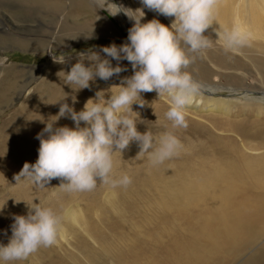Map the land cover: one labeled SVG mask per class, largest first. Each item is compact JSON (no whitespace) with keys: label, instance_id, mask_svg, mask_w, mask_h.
<instances>
[{"label":"rangeland","instance_id":"1","mask_svg":"<svg viewBox=\"0 0 264 264\" xmlns=\"http://www.w3.org/2000/svg\"><path fill=\"white\" fill-rule=\"evenodd\" d=\"M49 1L52 2V0ZM55 1H63L66 3L67 9L64 13L56 14L49 9L42 8L38 9L36 11L37 13L31 14V9L28 11L29 5L27 6L25 4L20 5V9H6L4 6L0 8V39L3 37H11L13 39H20L19 42L27 41V39L31 40V47L26 49L22 48V46H14L11 43H0V80L6 77L8 72L10 74L15 73V71L17 72L16 77L18 82L20 83L24 80L22 87H18V89L16 88L13 92L8 93V96L11 94L9 96L10 100L7 101L10 103L5 102L2 106L0 105V152L1 149L5 151V154H0V168L2 167V170L5 172H3L0 177V223H3V225L0 224V234L2 233L0 235V243H8L9 237L11 236L10 234H12L11 225L13 223V217L15 215H27L29 211L28 203H39L40 201L45 206V202H47V204L51 202L48 206L63 215V227L56 242L46 247L51 250L50 254H47L43 249L41 250L43 255L47 261L48 258L57 259L59 255L54 252V250H56L62 256V261H60L61 258L60 260L57 259L59 263L87 264V256L85 254L87 252L84 251L87 246H90L88 247L90 250L97 252H101L102 250V245L100 243L102 236H96L97 234L95 232H90L87 222L90 221L95 224L96 227L94 229L100 230L104 233L103 235L107 237L110 236L109 241L111 242V239L115 240L119 235L113 232L112 229L114 227H112V224L116 222L120 216L123 220L129 217L127 206L122 205V207H124L122 208L123 211L119 213L114 207V204L117 205L118 199L116 197L118 188L111 184L98 181L97 186L90 191H66L63 189L61 190L58 186L61 183L60 178H53L45 187L41 188L34 185L28 178H22L17 182L15 176L17 174L16 172H20L26 163L23 161V158H20L22 152L29 150V152L25 154L29 157L28 162L35 163L38 158V149L40 146V140L37 138V134L41 133L42 129L45 127V123L48 120L55 119L53 115L59 112V106H56L54 101L48 100L49 95L47 93L49 92L45 89H57L64 85L63 73H60L59 77L55 75L57 71H70L71 65L79 59L78 55L80 51H86L88 49L100 51L101 46L109 45L113 42L117 45L124 43L128 35V29L132 26L133 21L123 12L116 16L109 15L105 9H99L100 5H98L97 0H75L76 3H81L79 6H74L73 2L69 0ZM231 1L232 5L230 4L227 13L228 16L232 17H229L228 20H222L220 15L217 14L218 10L214 9L212 24H210L204 32V35L207 36L210 41V46L198 52L189 53L192 62L189 65L190 67L185 70L192 75L193 79L200 84L201 88L200 91L193 96L192 102L185 109L188 123L187 128H174L172 126V121L166 117L165 113L169 108L170 101V98L166 94L159 97L155 91L141 93V97L145 101L144 106L141 108L137 103H133L132 105L133 111L139 110L137 111L139 115L131 113L137 120L138 131L143 133L149 130L156 136L165 132H173L184 144V148L177 155L164 161L161 165H156L161 166V169H163L162 172H165L167 176L168 174L174 176L176 173L178 174V172L186 170V168H190L191 171L196 172L201 165L200 159L203 155V157H205L204 162H210L211 164L216 162L217 159H214L215 157H224L222 154L218 153L215 155L214 153L216 150L214 149L215 151L213 152L212 148L214 138L219 136L227 139V137H230V134H232L230 131L227 132V130L226 132L224 130L222 131L220 127L214 128V124H222L220 121H223V123H229L230 121L239 123V129L241 132H244L245 137L244 134L240 136L239 132H235L241 138V141H244L246 146H257L260 143H264V92L262 91L264 90V0ZM114 2L128 8L127 11L129 12L143 7L141 0H114ZM87 8H89V10H87ZM1 10H3L7 16H10L13 11L17 12L16 14L18 15L21 12L20 15L24 18L19 20L14 16V19L18 21H13L18 30H16V27H12L10 22L4 21L1 16ZM144 11L146 13L144 21L158 18L162 23L169 24L171 20L174 19V17L169 18L159 15L147 8H144ZM46 15H49V18ZM52 17H55L53 25L46 20H51ZM87 20H90L89 26H87V24H89ZM72 21L83 23L82 27L85 31L90 30V32L77 33V36L71 37L70 35L75 34L74 30L69 31ZM26 23H29V31L21 27V24ZM237 24L247 33V43L242 47L227 48L226 41L223 38L224 33L226 30H231L232 27ZM19 29L22 30L19 31ZM37 38L42 40L43 44L33 46L32 40ZM103 55L104 54L101 53V56ZM52 56L56 60H63L64 63L54 61ZM237 60L241 61L239 65L235 64ZM85 63L87 65L89 62L85 61ZM112 63L113 66H115L117 61L113 60ZM120 63L127 65L125 71L121 72L119 75H114L107 81L97 78L95 81L91 82L90 88L75 93L77 96V102L74 104L76 111L81 110L85 102L90 97H94L96 91L101 89L110 91L109 88L113 85H119L123 77L132 75L133 69L129 62L124 60ZM203 69L207 70V73L201 77L200 71ZM208 74L209 76H207ZM67 89H69L70 92L64 93V95H69V104H72L71 97L74 93L70 87ZM41 90H43V92H41ZM59 90L60 89H58V91ZM62 91L63 90L60 92ZM110 95V92H106L105 98L107 99ZM25 96H27V101ZM23 103H25V107H29V111L26 110L28 116L25 118L21 116L22 113L24 114L23 110L17 111L21 108ZM197 118L205 120L200 121ZM63 125L74 127V122L67 116L61 117L57 121V126ZM225 127L227 128V125H225ZM26 134L28 135L25 136ZM44 135H47V133ZM231 136L235 137V135ZM136 145L138 146L139 143L133 141L128 148L125 149L126 151L124 150L125 152L121 154L117 151L114 154L113 179L119 178L122 173L129 175L131 170L135 168L147 169L152 166L150 162L147 163L146 161L147 154L137 156L140 147ZM223 152L225 153L226 150H223ZM233 154L236 155V153ZM176 170L179 171L177 172ZM127 172L130 173L128 174ZM139 177H145V175ZM22 189L25 192H23ZM153 197L160 198V194L157 190H155ZM17 198H21V200H17ZM118 201L120 202V200ZM87 203H91L95 207L94 210L96 214L94 211L90 216L87 214L85 211V205H88ZM139 205L142 212L141 214H143V212L145 215L154 214L151 213L152 210L149 209V203H146V200ZM193 206L195 205L191 204L186 206L185 204H180V208L184 207V209H186L189 207L187 211L190 215L195 214V212L198 214L200 211L202 212L207 208L203 203L196 204V208ZM103 208L112 218L110 226H108L109 228L104 221L99 220L101 212L102 214L104 213ZM77 209H80L84 220H81L80 217L75 215ZM162 214L166 219H168L169 216V221L161 220L159 223L155 221L154 224L149 225L151 233L155 232L153 238L159 237L157 241L162 242L160 246L156 243L151 244L154 240H150L149 237L151 235H147V232L150 231H144L142 235H140V243L145 246L149 245V248H154L156 250L155 252L160 254L157 261H162L163 264H171L173 258L164 257L163 255L161 256V254L166 252L168 244L172 246L175 253L181 250V246H178L179 243H174L172 241V239H174V231H172V229L185 228L184 224L187 220L177 212H174V216L166 213ZM175 214L178 215L176 216ZM157 217L158 216L155 218ZM123 220H120L119 224L123 222ZM163 226L169 228L172 233L168 231L161 233L159 229L161 227L164 228ZM3 233L9 236L4 237ZM259 235L261 234L259 233ZM80 240L81 243L79 246L78 242ZM251 240L253 241L251 238L247 239L248 242L244 244L242 248H239V252L235 253L233 250L226 253L225 258H227L228 264H249L251 260L250 250L254 246L257 247L256 251H262V254L259 255L262 259L259 263L252 262L250 264H264V235L259 236L257 243L255 241V243L252 244ZM180 242L183 245L182 241ZM164 246H166V248ZM238 254L241 255L240 258H237V256H239ZM36 258L37 257H33L32 254L25 260L11 262V264H45L43 257ZM218 263L221 262L211 264Z\"/></svg>","mask_w":264,"mask_h":264},{"label":"clouds","instance_id":"2","mask_svg":"<svg viewBox=\"0 0 264 264\" xmlns=\"http://www.w3.org/2000/svg\"><path fill=\"white\" fill-rule=\"evenodd\" d=\"M97 3L99 9H105L109 15L123 12L133 21L126 40L119 45L113 42L101 46L100 51H80L70 71L58 72L59 77L63 73V84L73 90L72 104L66 102L68 95L65 96L59 112L53 115L55 119L48 120L37 134L38 158L35 163L24 164L15 176L17 182L28 178L42 188L53 178H60L58 186L66 191H90L98 181L127 186L131 182L127 174L112 178L117 151L122 154L131 142L137 141L140 147L137 156L147 154L150 163L158 165L184 148L173 132L156 136L149 130L138 131L137 120L131 113H139L133 111L132 105L144 106L141 93L155 91L159 97L166 94L170 98L166 117L174 128H187L185 109L201 86L185 69L192 62L190 52L210 46L204 32L212 24L216 0H141L143 7L133 12L114 0H97ZM144 8L174 19L169 24L158 18L144 21ZM223 38L227 48L247 43V33L238 24L226 30ZM113 60L117 61L115 66ZM124 60L131 65L132 75L123 77L119 85L109 88L110 91H96L94 97L76 111L75 93L90 88L97 78L107 81L125 71L127 65L120 63ZM85 61L89 63L86 65ZM106 92L111 93L107 99ZM65 116L74 122V127L57 126V121ZM28 206L27 215L13 217L8 243H0V264L25 260L40 247L53 245L62 230L61 213L40 201Z\"/></svg>","mask_w":264,"mask_h":264},{"label":"bare ground","instance_id":"3","mask_svg":"<svg viewBox=\"0 0 264 264\" xmlns=\"http://www.w3.org/2000/svg\"><path fill=\"white\" fill-rule=\"evenodd\" d=\"M53 1L55 0H52V2H50L49 0H0V8L4 6L6 9L8 8L20 9L21 7L20 5L25 4L27 6L29 5L28 11L31 9V14L37 13L36 11L42 8L49 9L55 12L56 14L64 13L65 10L67 9L66 3H64L63 1L62 2L59 1L53 2ZM69 1L70 2L72 1L74 6H79L81 4L79 2L76 3L75 0H69ZM231 2H232L231 0H216L215 10H218L217 14L220 15L222 20L223 19L228 20V18L230 17L228 16L227 12L229 10L230 4L232 5ZM87 10H89V8H87ZM16 13L17 12L13 11L11 13L12 15L10 14V16H7V14L3 10H1V16L3 17L4 21L10 22L12 24V27H16L13 21L14 22L18 21L14 19L15 17L19 20H22L24 18L23 16L20 15L21 12L19 13V15ZM42 16L44 17L43 14ZM46 16H48L49 18V15ZM54 18L55 17H52L51 20L50 19H46V20L51 25H53L55 21ZM89 21L90 20H87V23H89ZM80 24L81 22L76 23V21H72V24L69 27V31L74 30L75 34L70 35L71 37L77 36V33H81V32L87 33V31L88 33L90 32V30L85 31V29L82 27L83 23L81 25ZM89 25L90 23L87 24V26ZM21 27L29 31V23L21 24ZM16 30H18L17 27ZM21 30L22 29H19V31ZM19 40L20 39H13L11 37L8 38L3 37L0 39V43L2 44L11 43L14 46H18V47L22 46V48L25 49L31 47V43H30L31 40L27 39V41L24 42H19ZM58 41H62V40H58ZM39 44H43V41L39 40L38 38L32 40L33 46ZM240 62L241 61L237 60L235 64L239 65ZM206 73L207 70L203 69L200 71V76L202 77ZM16 75H17L16 71L15 73H10V74L8 72L7 76L0 80L1 106L3 103L10 100L9 96L11 94H9L8 96L9 92H13L14 89L16 88L18 89V87L19 88L22 87V83L24 80L19 83ZM55 75H58V71L57 74ZM207 76H209V74ZM64 85L61 86L62 88L59 87L57 89L45 88L49 92L47 93L49 95L48 100L54 101L56 103V106L58 105L59 107L61 103L65 102L63 100V98L65 97L64 93L70 92L69 89H67L69 87L67 85L66 86ZM58 89L60 90L58 91ZM61 90L63 91L60 92ZM262 91L264 92V90ZM41 92H43V90H41ZM68 96L66 98L67 103H69ZM25 97L27 101V96ZM24 104L25 103H23L21 108L17 110V111H21V110L24 111V114L23 113L21 114L23 118L28 116L27 111H29V107H25ZM197 119L200 121L205 120L200 118ZM220 122L222 124L221 125L214 124L215 125L214 128L216 129L220 127V129L222 128V131L224 130L226 132L227 130V132L230 131L232 134H230V137H227V139H225V137L223 138L219 136L214 138V143L212 146L213 152L216 150L214 154L216 155L218 153L224 156L221 158L215 157L214 159H217L215 163L211 164L210 162H208L209 163L208 164L204 162L205 157H203L204 156L203 155L202 158L200 159L201 165L198 168V170H196V172L191 171L190 168L188 169L186 168V170L182 172H178L179 170H176L178 174L176 173L174 176H171L170 174H168L167 176L165 172H162L163 169H161V166H156V165H152L147 169L135 168L134 170H131V173L127 172L128 174L130 173L128 176L131 178V182L127 186H122V185L115 186L118 188L116 198L120 200V202L117 200V205L114 204L115 205L114 207L119 213L120 211H123L122 208L124 207H122V205L127 206V212L129 214V217L123 220L122 217L120 216L118 217L119 219L112 224L113 225L112 227H114L112 229L113 232L118 233L119 235L115 238V240L111 239V242L109 241L110 236L107 237L103 235L104 233H102L100 230L94 229L96 227L95 224L91 223L90 221L87 222L89 226L88 229H90V232L93 231L97 234L96 236H102L100 239L101 240L100 243L102 245L101 252L90 250L88 248L90 246H87L84 249V251L87 252L85 253L87 256V262H86L87 264H163L162 261H157L160 254L155 252L156 250L154 248H149V245L145 246L142 243H140L141 242L140 235H142L144 231H150L147 232L148 233L147 235L149 236L151 235L149 239L154 240V242L151 244L156 243L159 244L160 246L162 242L157 241V239H159L158 236H157L158 238H153L155 236L154 235L155 232L151 233L150 230L151 228L149 225L154 224L155 221L158 223L161 222V220L169 221V216L168 219H166L162 213H166V214H170L171 216L172 215L174 216V212H177L179 215H181L187 220V221L185 220L186 221L184 224L185 228L172 229V231H174V239H172V241L174 243H179L178 246H181V250H179L178 252L176 251L175 253V250L172 249V246L168 244L166 252H163L164 254H161V256L163 255L164 257H172L173 259L171 261V264H211L215 262H221L218 264H222V263L228 264L227 258H225L226 253L228 251L234 250L233 252L235 253L239 252V248L240 247L242 248V246L248 242L247 239L249 238L253 239V241L251 240L252 244L255 243V241L256 243L258 242L259 236L264 235V143L263 144L260 143L257 146L254 145L248 147L244 144V141H241V138L236 134V132H239L240 136L244 134V132H241V130L239 129V123L234 121H230L229 123L226 122L223 123V121ZM224 124L227 125V128L225 127ZM27 135L28 134H26L25 136ZM231 135H235V137H232ZM0 147H1V143H0ZM223 150H226V152L224 153ZM125 151L123 150V152ZM27 152H29V150L22 152L20 156V158H23L24 159L23 161L25 162L29 161V157L25 155ZM232 152L236 153V155H234ZM0 154L2 155L5 154V151L1 149ZM146 161L147 163L150 162L148 158H146ZM130 164H131V160H130ZM3 172L4 171L2 170L1 167L0 177L2 176L1 174ZM123 174L125 173H122V175ZM141 175H145V177H139ZM155 190L159 192L160 198L153 197ZM17 200H21V198H17ZM144 200H146V203H149V209H151L152 210L151 213L154 214L145 215L144 212L143 214H141L142 212L140 210L139 204H141ZM50 203L51 202L47 204V202H45L44 204H46L45 206H48ZM200 203L205 204L207 208L202 212L200 211L198 214L195 212L196 215L189 214V212L187 211V208L189 207H187L186 209H184V207L180 208V204H185L186 206L194 204L195 206L193 207L196 208V204H200ZM87 204L88 205H85V211L90 216L93 211L95 212L94 210L95 207L91 203H87ZM103 212H104L103 214L101 212V215H99L100 217L99 220L104 221V223L108 227L110 226L112 218L107 211H104V208H103ZM75 215L80 217L81 220H84V217H82V213L80 209L76 210ZM156 216L158 217L155 218ZM85 219L89 220L88 218ZM120 220L121 221L123 220V222L119 224ZM0 224L3 225V223ZM163 227L164 228L161 227L159 229L161 233L166 231L172 233L169 228L165 226ZM259 233L261 235H259ZM3 234L4 237L9 236L6 235L5 233ZM180 241H182L183 245L181 244ZM80 243L81 240L78 242L79 246ZM164 247L166 248V246ZM43 249L46 251L47 254H50L51 250L49 248L40 247L35 253H33V257H37L36 259L43 257L45 264H63V263H59V261L57 260V259L60 260L61 258L60 261H62V256L56 250H54V252L59 255V258L57 259L48 258L47 261V259L45 258V256L41 251ZM256 249L257 247L254 246L250 250V257H251L250 263L252 262L259 263V261H261L262 259V257H259V255L262 254V251L261 250L256 251ZM254 252L255 254L253 256ZM240 256L241 255L237 256V258H240Z\"/></svg>","mask_w":264,"mask_h":264}]
</instances>
